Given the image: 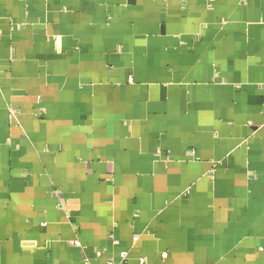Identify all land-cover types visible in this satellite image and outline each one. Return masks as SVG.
<instances>
[{"label": "crops", "instance_id": "crops-1", "mask_svg": "<svg viewBox=\"0 0 264 264\" xmlns=\"http://www.w3.org/2000/svg\"><path fill=\"white\" fill-rule=\"evenodd\" d=\"M109 261L264 264V0H0V264Z\"/></svg>", "mask_w": 264, "mask_h": 264}, {"label": "built area", "instance_id": "built-area-1", "mask_svg": "<svg viewBox=\"0 0 264 264\" xmlns=\"http://www.w3.org/2000/svg\"><path fill=\"white\" fill-rule=\"evenodd\" d=\"M133 239L136 240V237H134ZM125 254H126L125 252L121 253V257L124 258ZM107 264H115V263L113 261H109Z\"/></svg>", "mask_w": 264, "mask_h": 264}]
</instances>
